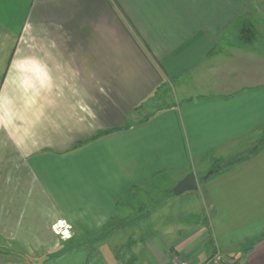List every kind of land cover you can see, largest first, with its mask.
<instances>
[{"label":"crops","instance_id":"1","mask_svg":"<svg viewBox=\"0 0 264 264\" xmlns=\"http://www.w3.org/2000/svg\"><path fill=\"white\" fill-rule=\"evenodd\" d=\"M258 19L264 0H0V264H264Z\"/></svg>","mask_w":264,"mask_h":264},{"label":"rangeland","instance_id":"2","mask_svg":"<svg viewBox=\"0 0 264 264\" xmlns=\"http://www.w3.org/2000/svg\"><path fill=\"white\" fill-rule=\"evenodd\" d=\"M60 4H62L61 2H60ZM255 24H256V26H257V28H258V30H260L262 33H264V21H260L259 19L255 22ZM262 37H261V41H260V43H263L264 44V42H262ZM163 91H165V89L164 88H162L161 89V91L159 92V96L158 97H160V96H162V92ZM167 102H172L173 101V99H172V97H171V95H169L168 96V100H166ZM241 145H242V142L241 143H239L237 146H236V148H239V147H241ZM257 145V144H256ZM255 145V146H256ZM236 150V149H235ZM241 150V149H240ZM240 150H238V151H240ZM237 151V152H238ZM218 164H220L221 165V167H222V165H223V163L222 162H220V163H216V167L218 166ZM193 167H195V164H194V166ZM194 169V168H193ZM196 204V206H199L198 204H199V202H196L195 203ZM60 224H63V223H61L60 222ZM59 225V224H58ZM63 226V225H62ZM54 229H55V232L56 231H58V234H59V236H60V238L61 237H66L69 233L68 232H70L68 229H66V226L65 227H61V225H59V227H56V225H54ZM110 231H111V229H110ZM72 233L70 232V235H71ZM91 234H94V232H91ZM91 237L92 236H94V235H90ZM61 241V240H60ZM248 244H246V246H247V248L249 249V248H251V247H254L255 246V240H248V242H247ZM61 244V243H60ZM46 248L48 247V246H45ZM239 256H240V258H235V259H241V257H243V254H239ZM230 263V262H229Z\"/></svg>","mask_w":264,"mask_h":264},{"label":"trees","instance_id":"3","mask_svg":"<svg viewBox=\"0 0 264 264\" xmlns=\"http://www.w3.org/2000/svg\"><path fill=\"white\" fill-rule=\"evenodd\" d=\"M256 34L257 33H256V29L254 28V26L252 24H246L242 28V33H241L240 39H241L242 43L243 42L249 43V42H252L254 40V38L256 37ZM105 132H109V130L105 131ZM222 167L220 164H218L217 167L214 166V168H212L210 174L218 172ZM230 264H242V262L240 259H235Z\"/></svg>","mask_w":264,"mask_h":264},{"label":"built area","instance_id":"4","mask_svg":"<svg viewBox=\"0 0 264 264\" xmlns=\"http://www.w3.org/2000/svg\"><path fill=\"white\" fill-rule=\"evenodd\" d=\"M172 264H192L184 256L174 253L171 258ZM223 262V255L220 251L214 253L204 264H220Z\"/></svg>","mask_w":264,"mask_h":264},{"label":"water","instance_id":"5","mask_svg":"<svg viewBox=\"0 0 264 264\" xmlns=\"http://www.w3.org/2000/svg\"><path fill=\"white\" fill-rule=\"evenodd\" d=\"M197 187L195 175L191 173L177 184V186L174 188V192L177 195H180L186 191L195 190Z\"/></svg>","mask_w":264,"mask_h":264}]
</instances>
